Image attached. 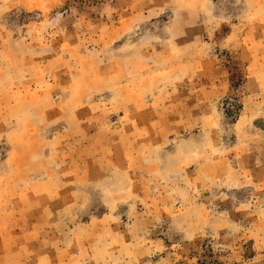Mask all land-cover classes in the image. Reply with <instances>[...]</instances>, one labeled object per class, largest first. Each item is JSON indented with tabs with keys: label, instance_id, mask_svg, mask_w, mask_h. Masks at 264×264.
I'll return each mask as SVG.
<instances>
[{
	"label": "rangeland",
	"instance_id": "374dc122",
	"mask_svg": "<svg viewBox=\"0 0 264 264\" xmlns=\"http://www.w3.org/2000/svg\"><path fill=\"white\" fill-rule=\"evenodd\" d=\"M0 264H264V0H0Z\"/></svg>",
	"mask_w": 264,
	"mask_h": 264
}]
</instances>
